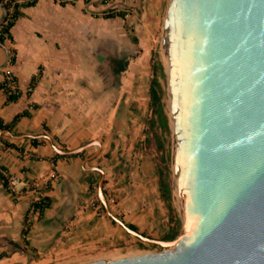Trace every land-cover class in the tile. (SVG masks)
Instances as JSON below:
<instances>
[{
	"label": "crops",
	"instance_id": "1",
	"mask_svg": "<svg viewBox=\"0 0 264 264\" xmlns=\"http://www.w3.org/2000/svg\"><path fill=\"white\" fill-rule=\"evenodd\" d=\"M96 9H102L100 0H77L66 6L38 0L23 8L24 16L12 28L15 42H0V84L5 73L12 72L22 92L16 101L7 102L0 88V119L9 122L17 113L31 110L30 116L16 123L14 135L0 129V166L9 176H20L23 189L11 193L0 177V252L10 247L9 239L22 241L27 214L32 223L27 240L46 264L79 263L120 248L111 246L125 235L98 203L101 172L93 168L97 165L105 170L104 188L120 199L111 209L122 214L125 222L146 231L157 221L155 213L163 212L157 210L161 194L156 166L137 144L142 137L136 118L144 102L137 81H143L140 74L148 67L138 62L129 64L120 76L115 73L112 59L126 57V36L120 28H112L118 16L105 18ZM3 15L0 5V22ZM12 46L18 50L15 63L10 61ZM28 51L36 58L30 56L31 64H24L22 53ZM102 64H107L112 76L103 78ZM40 70L39 83L29 91L32 77ZM44 133L69 148L95 139L101 145L57 156L48 138L31 136ZM32 138L48 142L35 145ZM53 171L59 177L48 192L52 202L40 214L32 209L36 196L29 188L42 174L50 176ZM29 259L17 251L0 259V264Z\"/></svg>",
	"mask_w": 264,
	"mask_h": 264
},
{
	"label": "water",
	"instance_id": "2",
	"mask_svg": "<svg viewBox=\"0 0 264 264\" xmlns=\"http://www.w3.org/2000/svg\"><path fill=\"white\" fill-rule=\"evenodd\" d=\"M162 50L181 231L165 239L130 227L110 207L104 168L93 166L107 214L163 249L76 264H264V0H170ZM31 136L48 138L60 154L101 145Z\"/></svg>",
	"mask_w": 264,
	"mask_h": 264
},
{
	"label": "rangeland",
	"instance_id": "3",
	"mask_svg": "<svg viewBox=\"0 0 264 264\" xmlns=\"http://www.w3.org/2000/svg\"><path fill=\"white\" fill-rule=\"evenodd\" d=\"M170 0H100L102 9H96L95 12L101 13L109 12L112 10H124L126 11V17L122 18L118 16L112 28H120L122 33L126 36V42L124 44L126 56L129 58V64H141L148 68L145 69L140 76L143 77V81H137V89L140 92V100H144L141 104V113L139 117L136 118V123L141 128V137L137 141L139 149L143 151L155 164L156 167H163L167 163L171 168V184H172V149H173V136H172V127L170 123V131H164L158 124L156 126L157 134L160 136V141L158 136L154 134L153 131L149 133L147 130H150L148 118L151 115V97H150V80L154 76V73L149 64L152 63V57L155 54V60L160 59L164 64V55L162 50V34H163V25L165 16L167 13L168 5ZM161 3V4H160ZM161 5V6H160ZM146 51V52H145ZM30 56L36 58L35 54H31V51L27 53H22L24 57V64H31ZM99 56V55H97ZM164 66V65H163ZM165 67L159 68L158 77L162 84V100L165 107V111L168 116H170V107H169V94L166 88V82L163 78V71ZM101 69H99L100 71ZM99 73V72H98ZM101 75V72H100ZM122 75V74H121ZM102 76L104 79L112 76V73L107 66V64H102ZM142 85V86H140ZM129 92V91H128ZM129 103V102H127ZM128 109H130V104H128ZM133 107L137 106V103L134 101L132 104ZM131 106V107H132ZM170 121V119H169ZM148 135L150 140L147 139ZM141 142V144H140ZM159 193H160V184H159ZM161 202V207H157V210L163 209V212H156L155 220L152 222V227L148 226L145 230L153 236L159 237L169 226V214L166 202L159 197ZM153 201V199L151 200ZM158 202V201H156ZM154 204V203H152ZM159 215V216H158ZM163 218L162 220L160 218ZM119 226L122 230V233L125 235L124 239H119L117 242L112 244V248L120 247L114 250L105 251L93 256L90 259L108 256L111 254H122L133 251H162V246L156 245L155 243L140 241L136 236L129 233L122 225ZM119 241L121 244H119ZM87 261V260H84ZM82 261V262H84ZM74 262V261H69ZM80 263V262H79ZM13 264H46L44 261L40 260V256H35L32 260H27L26 262L18 261ZM67 264V262L65 263ZM76 264V263H70Z\"/></svg>",
	"mask_w": 264,
	"mask_h": 264
},
{
	"label": "trees",
	"instance_id": "4",
	"mask_svg": "<svg viewBox=\"0 0 264 264\" xmlns=\"http://www.w3.org/2000/svg\"><path fill=\"white\" fill-rule=\"evenodd\" d=\"M77 0H56L59 4L66 6L68 4H75ZM38 0H0V5L4 9V15L3 19L0 22V42L2 44H5L7 40H10L12 43L15 42V38L12 32V28L16 25L17 21L24 16V11L23 8L29 7V6H34ZM86 3H90L91 0H85ZM103 16L105 18H112V17H117L120 16L122 18L126 17V11L124 10H112L109 12H104ZM17 48L12 46L10 48V61L12 63H15L17 60ZM113 69L117 75H121V73L126 70L129 66L130 60L129 58L126 57H116L113 58ZM152 71L154 73V76L150 80V97H151V115L148 118V123L150 130L148 129L147 132L149 133L150 131H153L155 135L158 136V140L160 141V136L157 134L156 126L157 124L164 129V131H170V121H169V116L167 112L165 111V107L163 104V96H162V84L159 80L158 77V70L159 68L164 67L163 62L160 59L155 60V54L152 57ZM41 68V66H40ZM42 70L38 72V74H35L32 77L31 83H30V88L29 91H32L34 87L39 83V77L41 74ZM0 88L4 89L6 96H7V102H12L16 101L20 95H21V90L19 88V83H18V77L13 74L12 72H6L5 73V79L4 81L0 84ZM31 115V110L25 109L15 115V117L9 121L5 122L4 120L0 119V129H8V130H13L14 126L16 123L23 117V116H30ZM45 127L47 128V125L45 124ZM148 140H150V136L148 135L147 137ZM32 143L35 145H38L40 143H47L48 140L45 138H32ZM57 143L61 144L63 147H67L66 144L61 143L59 140H57ZM141 144V142H140ZM8 146L17 148L20 151H23V148L18 147L15 143H9L7 142ZM57 156H64L66 154H60V153H55ZM6 169L3 166H0V177L3 179L4 184L6 187H9L10 183V178L7 174H5ZM156 172L157 175L159 176L160 180V194L162 199L166 202L167 209H168V214H169V226L168 229L165 230L159 238H174L176 237L182 228V221L179 218L178 212L176 210L174 200H173V189H172V184H171V168L170 166L166 163L165 166L163 167H156ZM106 183V180H105ZM105 193L106 196L110 199V205L119 202V197L116 195L111 196V192H109L105 188ZM52 198L49 195L44 196L40 200H36L32 204V209L34 210H39L40 214H43L44 210L51 205ZM98 203L100 204L102 210L107 214L106 208L100 198L98 197ZM111 207V206H110ZM119 217L122 219L124 216L122 214H117ZM107 216L111 219L112 223L114 225H119V223L109 216ZM130 227L137 229L141 231L142 233L146 235H150L147 231H143L140 229V227L132 222H126ZM32 223L30 220V215L27 214L26 216V226L23 230V236H22V241H17L13 239H9L8 243L10 247L7 250H3L0 252V259L10 256L14 252H21L23 254H26L28 257H30V260H32L35 256H37L36 253L33 251H36L28 242L27 240V235L29 230L31 229ZM26 235V236H25ZM153 236V235H150ZM156 237V236H154ZM140 241L143 242V240L139 237H137ZM158 245V244H156Z\"/></svg>",
	"mask_w": 264,
	"mask_h": 264
},
{
	"label": "built area",
	"instance_id": "5",
	"mask_svg": "<svg viewBox=\"0 0 264 264\" xmlns=\"http://www.w3.org/2000/svg\"><path fill=\"white\" fill-rule=\"evenodd\" d=\"M29 89H31V88H29ZM4 172H5V174H7L6 171H4ZM58 177H59V174L56 171H53L50 176H46L45 174H42L39 181L34 183L29 188V191L33 192V194L36 196V200H40L44 196L48 195V192L52 188L53 181L55 179H57ZM9 178H10V183H9V187H8L9 191L13 194L22 193L23 189H21L19 187V184L22 181L21 177L20 176H9Z\"/></svg>",
	"mask_w": 264,
	"mask_h": 264
},
{
	"label": "bare ground",
	"instance_id": "6",
	"mask_svg": "<svg viewBox=\"0 0 264 264\" xmlns=\"http://www.w3.org/2000/svg\"><path fill=\"white\" fill-rule=\"evenodd\" d=\"M168 102H169V104H168V105H169V107H170V101H168ZM111 255H117V254H111Z\"/></svg>",
	"mask_w": 264,
	"mask_h": 264
}]
</instances>
